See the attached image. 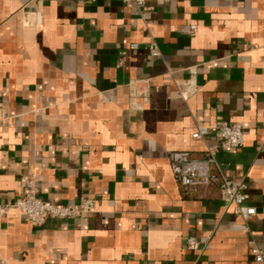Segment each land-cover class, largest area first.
Here are the masks:
<instances>
[{"label": "crops", "instance_id": "0c3cea01", "mask_svg": "<svg viewBox=\"0 0 264 264\" xmlns=\"http://www.w3.org/2000/svg\"><path fill=\"white\" fill-rule=\"evenodd\" d=\"M224 122L245 134L217 160L247 185V220L218 185L187 193L170 168L171 151L202 157L215 142L194 138L198 126ZM28 175L40 197L95 198V210L31 225L9 207ZM254 246L264 251V0H0V264H264Z\"/></svg>", "mask_w": 264, "mask_h": 264}, {"label": "built area", "instance_id": "2783aa9c", "mask_svg": "<svg viewBox=\"0 0 264 264\" xmlns=\"http://www.w3.org/2000/svg\"><path fill=\"white\" fill-rule=\"evenodd\" d=\"M128 6L141 8L148 0H121ZM168 1V0H157ZM136 43L131 45L136 49ZM150 54L154 57L160 56V50L156 42H151L148 47ZM189 90H182L181 96L187 98ZM213 133L215 142L207 145L205 155L195 157L189 151L174 150L169 154V163L172 172L185 192L194 193L199 189H207L213 185H218L222 199L232 205L234 212L247 220L256 215L257 209L247 205L249 198L246 192L245 183H235L226 177L220 170L217 155L222 148H238L245 143V134L239 124L224 122L213 131L207 126L200 125L193 133L194 138H204ZM22 183L25 185L23 194L9 205L10 208L20 210L27 222L35 227L43 226L49 219L79 218L93 212L96 208L97 200L90 197H82L79 202L55 204L53 201L44 199L38 195L35 178L31 175L23 176ZM187 248L199 250L200 242L194 236H189L186 240ZM255 259L264 262V251L258 246L252 248Z\"/></svg>", "mask_w": 264, "mask_h": 264}]
</instances>
